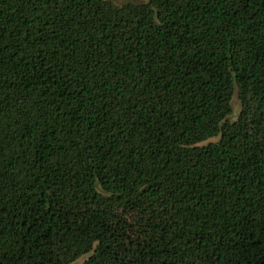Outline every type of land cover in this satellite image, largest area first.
I'll return each instance as SVG.
<instances>
[{"label": "trees", "instance_id": "trees-1", "mask_svg": "<svg viewBox=\"0 0 264 264\" xmlns=\"http://www.w3.org/2000/svg\"><path fill=\"white\" fill-rule=\"evenodd\" d=\"M83 257L264 264V0H0V264Z\"/></svg>", "mask_w": 264, "mask_h": 264}, {"label": "rangeland", "instance_id": "rangeland-1", "mask_svg": "<svg viewBox=\"0 0 264 264\" xmlns=\"http://www.w3.org/2000/svg\"><path fill=\"white\" fill-rule=\"evenodd\" d=\"M232 104H233V108H234V116L231 117V119H232V120H235V119L237 118V115H238V113H239V111H240V108H241V106H240V101H239L237 95H235ZM83 259H85V257L79 259L77 262H75V263H73V264H80V263L82 262Z\"/></svg>", "mask_w": 264, "mask_h": 264}]
</instances>
